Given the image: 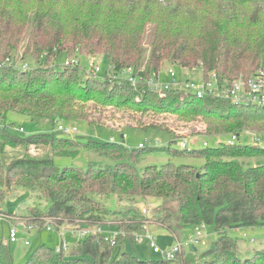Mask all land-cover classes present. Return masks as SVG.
<instances>
[{
	"label": "trees",
	"instance_id": "trees-1",
	"mask_svg": "<svg viewBox=\"0 0 264 264\" xmlns=\"http://www.w3.org/2000/svg\"><path fill=\"white\" fill-rule=\"evenodd\" d=\"M165 1L166 5L158 0H37L30 7L34 11L33 30L27 51L33 49L38 56L44 55L43 59L63 51L68 56L65 44L71 42L75 52L84 49L88 54L102 52L108 56L115 73L132 67L136 75L144 78L156 73L164 58L184 69L199 67L204 75L215 72L220 80L228 82L240 75L257 73L264 56V0ZM210 2L214 12L206 8ZM27 10L12 9L5 24L13 29L0 31V119L4 121L0 125V196L16 186L41 192L49 201L43 215L96 216L89 218L93 224L109 212L94 207L93 194H113L121 200L136 202L153 197L158 203L153 211L159 222L175 236L180 237L185 228L200 223L213 224L218 234L202 253L197 255L192 248L194 254L182 260L184 264H264V250L242 258L237 252L238 241L226 234L230 228L264 226V159H257L254 164L245 161L264 158L262 146L219 143L214 147L175 151L203 157L205 163L200 169L166 163L140 171L136 163L145 148L129 149L123 141L93 139L95 145L77 143L115 165H89L82 170L72 166L59 168L53 157H7V147L39 144L50 146L57 152L54 156L77 155L74 140L52 128L59 120L83 119L88 101L137 111L170 110L180 118L201 117L208 122L211 135L264 130V106L235 104L210 96L198 98L176 88L162 95L143 83L132 85L111 78L100 81L88 77L82 81L78 66L45 67L40 66L41 59L37 60L38 67L28 70L3 64L20 41L6 37L8 30L13 35L15 29L25 24ZM14 12L19 18H12ZM149 23L154 28L150 48L146 49L142 40ZM147 50L149 57L144 66ZM125 92L124 99H116L118 93ZM10 111L23 113L33 122L47 120L52 130L8 131L11 124L6 119ZM60 141L69 143L71 148L67 150L65 145L58 149L55 143ZM129 212H133L132 208L114 223L122 231L114 245L101 234H89L68 255L40 245L24 264H178L184 253L177 254L174 260H148L114 251V246L129 238L145 219L141 214L134 219L136 215L130 216ZM0 264H16L8 244L1 238Z\"/></svg>",
	"mask_w": 264,
	"mask_h": 264
},
{
	"label": "rangeland",
	"instance_id": "rangeland-1",
	"mask_svg": "<svg viewBox=\"0 0 264 264\" xmlns=\"http://www.w3.org/2000/svg\"><path fill=\"white\" fill-rule=\"evenodd\" d=\"M36 1V2H35ZM160 3L166 5L165 0H158ZM37 4V0H0V31L5 28L13 29L12 27H6V22L9 19L10 11L14 8H18L21 11H26L27 19L24 25H20L18 30H14V34H9L11 30H8L6 37L20 39L18 45L11 51L9 59H5L3 64L9 66H15L23 68L25 70L38 67V59H41L40 66H55L57 69H62L66 66L67 59L70 66L79 67V75L82 81L85 79L95 77L100 81L104 79H110L113 75V69L108 56L103 55L102 52L86 53L84 49L79 53V50L75 52L71 46V42L65 44L67 51L57 55H49L48 58L43 59L44 55H39L33 52V49L27 51V47L32 37V17L34 11L33 5ZM207 9L214 12V4L209 3L206 6ZM251 11L252 9L249 8ZM13 19L19 18L14 12L11 13ZM153 24L146 25L142 45L144 48L149 49L152 40ZM12 35V36H11ZM72 47V49H71ZM80 47V46H76ZM66 51V52H67ZM38 56V57H37ZM149 57V50H147L144 57V66L147 64ZM76 59L77 64L71 60ZM90 63L98 65L100 71L95 75L90 73ZM169 67L175 69L177 74L182 80L189 79L191 81L201 82L202 70L199 67L189 71L174 65L170 62V59L164 58L160 61L159 80L161 83L169 82V76L167 70ZM262 70L264 73V56L262 58L258 71ZM157 71V72H158ZM91 74V75H90ZM90 75V76H89ZM125 93H118L116 99H124ZM127 99V98H126ZM84 110L86 116L83 119H67L59 120L53 126L52 129H57L58 125L66 127L72 126L76 128V132L72 134H63L62 136L68 137L74 140L73 149L78 148L77 155L68 156H54L50 146L46 145H30L29 147H17L6 148V155L9 159L20 158L22 156H29L35 158L53 157L54 161L59 168L64 166L78 167L82 170H86L89 165H94L97 168L106 164L115 165L114 161L106 158L105 156L95 152L91 148H87L86 145L79 144L77 142L86 144H96L92 141H109V142H121L129 149H136L139 144H144L142 148H145L141 159L136 163L137 169L143 171L146 167L153 166L160 168L163 164L172 163L174 165L188 164L200 169L205 160L203 157H196L186 154H177L175 151H180L181 148L178 145L180 141H184L186 148H203V142L206 141L210 147L217 146L219 143H226L230 138V134H217L211 135L207 131L208 122L201 117L195 118H180L177 114L170 110L155 111H137L131 108H117L115 106H102L96 105L93 101L86 102ZM8 119H6L8 125V131H17L19 126H23L26 133L50 131L51 126L48 125L47 120L31 121L30 118L17 111H10L8 113ZM4 121L0 119V125ZM147 128V129H146ZM251 134V135H249ZM255 134V135H254ZM124 135V137H121ZM239 141L241 144H253L262 146L264 144V130H242L239 134ZM172 142V143H171ZM58 149H61L65 145V149L71 148L69 143L60 141L55 143ZM75 144V145H74ZM170 149V152L168 151ZM143 151V150H142ZM176 153V154H175ZM263 160V157H254L251 159H245L246 162L254 164L255 161ZM92 200L95 202L94 207L104 208L109 211L106 214H102L98 223L93 224L90 217L96 216H79L78 214L72 217H51L52 222L56 227L52 230L42 229L46 223V217L43 213H46L49 208V201L41 192H31L24 187H10L5 191L4 196H0V210L5 212L19 215L33 228L29 232L20 231L17 234V242L9 243L8 240V228L5 223H2L3 231L0 224V238L3 239L9 246L12 257L16 264H24L30 254L35 251L40 245H44L52 250H57L62 244H66V250L63 251L65 255H68L73 247L77 245L79 241H83L86 236H81L79 232L83 229H91L93 235L101 234L104 239L109 240L114 237L116 227L114 223L117 220L123 218V213L132 208V213H127L130 216L138 218V215H143L141 210L146 208L149 214L146 215V220H142V224L139 225L135 232H132L129 238L123 240L119 245L114 246V251L128 252L135 254L140 259H160L162 258L160 253L153 251L150 245L149 239H147V233H151L154 236V241L157 246L164 250L170 248L175 242V235L168 229L162 227L158 217L153 211V208L158 205L155 198L146 197L144 200L136 202V200L119 199L116 195L106 194H93ZM138 199V198H137ZM4 215L0 212V216ZM132 216V217H133ZM35 227V228H34ZM193 228V227H192ZM192 228H185L180 237L188 236L192 233ZM206 234L205 243L196 244L197 255L205 251L209 245L218 238V234L214 231L213 224H207L204 231ZM226 234L235 238L238 241L237 252L242 258H248L256 251L264 250V226L253 228H230L226 230ZM134 236V239H132ZM28 239L29 245H24L23 240ZM106 240V241H107ZM116 242V241H115ZM110 243V242H109ZM110 245H114L110 243ZM77 252V250H76ZM193 251L188 250L182 257L179 258L178 264H184L182 260L187 257L193 256ZM176 264V263H171Z\"/></svg>",
	"mask_w": 264,
	"mask_h": 264
},
{
	"label": "built area",
	"instance_id": "built-area-1",
	"mask_svg": "<svg viewBox=\"0 0 264 264\" xmlns=\"http://www.w3.org/2000/svg\"><path fill=\"white\" fill-rule=\"evenodd\" d=\"M73 63H78L76 59L71 60ZM69 64V60L67 59L66 65ZM90 69L94 75L100 71V67L98 65H94L90 63ZM23 69V68H21ZM184 69V68H183ZM25 70V69H23ZM192 71L194 69H186ZM167 75L169 76V82L161 83L159 80V71L152 74L148 78H144L142 76H138L134 73L132 67H126L122 69L119 73H115L113 71V75L110 77L111 79H115L117 81H127L132 85H137L138 83H143L150 90L159 92L163 95L164 91L171 89H180L187 93H192L198 98L204 96L216 97L220 99H228L234 102L235 104H246V105H258L264 106V73L262 70L257 71L256 74H252L248 77H244L240 75L238 78L228 82L226 80H220V78L215 74V72H209L204 75L202 72V80L201 82H194L189 79L182 80L174 68L169 67L167 70ZM19 132H25L23 126H19L17 128ZM57 130L62 132L63 134H72L76 132V128L69 126L58 125ZM251 135V134H249ZM255 135V134H254ZM124 137V135H123ZM228 145H235L240 143L239 134H231L230 138L226 141ZM144 144H139V147H142ZM181 149L186 148L185 142L182 140L178 143ZM207 142H203V146H206ZM264 149V144L262 145ZM144 217L149 214V211L146 208L141 210ZM52 216L46 217V223L43 225L42 229L52 230L56 227L55 224L51 221ZM144 222L146 220L143 219ZM0 222L6 223L8 228V239L10 242H17V234L20 231L29 232L33 226L26 223L24 219H22L19 215L14 214H4L0 216ZM35 228V227H34ZM206 229L205 223H200L198 225L193 226L192 233L185 237H177L175 236L174 244L168 249H160L154 241V236L151 233H147L146 237L150 241V245L153 248V251L156 253H160L161 256L167 260H174L176 255L182 253L184 249H192L196 247V244H204L206 234L204 233ZM81 236L86 234H90L91 229H83L81 231H77ZM122 231L116 229L114 233V237L109 239L108 241L112 244H115L116 238ZM134 239V236H133ZM107 240V239H106ZM24 245H29L30 241L28 239L23 240ZM66 250V244H62L60 248H57V252H61Z\"/></svg>",
	"mask_w": 264,
	"mask_h": 264
},
{
	"label": "crops",
	"instance_id": "crops-1",
	"mask_svg": "<svg viewBox=\"0 0 264 264\" xmlns=\"http://www.w3.org/2000/svg\"><path fill=\"white\" fill-rule=\"evenodd\" d=\"M1 210H3V209H1ZM2 223L3 222H0V224H1V226H2ZM6 224V223H5ZM7 225V224H6ZM1 230L3 231L4 229H3V226L1 227ZM174 235V234H173ZM194 248V251H196L197 249H196V247H193ZM188 250H191L192 251V249H184V251L182 252V253H185L186 251H188Z\"/></svg>",
	"mask_w": 264,
	"mask_h": 264
},
{
	"label": "water",
	"instance_id": "water-1",
	"mask_svg": "<svg viewBox=\"0 0 264 264\" xmlns=\"http://www.w3.org/2000/svg\"><path fill=\"white\" fill-rule=\"evenodd\" d=\"M121 137H123V135H121Z\"/></svg>",
	"mask_w": 264,
	"mask_h": 264
}]
</instances>
